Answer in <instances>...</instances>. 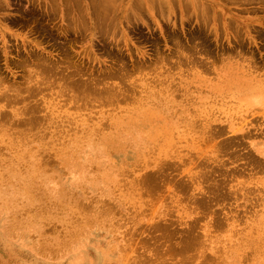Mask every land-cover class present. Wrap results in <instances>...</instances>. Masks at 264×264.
Segmentation results:
<instances>
[{
    "label": "rangeland",
    "instance_id": "1",
    "mask_svg": "<svg viewBox=\"0 0 264 264\" xmlns=\"http://www.w3.org/2000/svg\"><path fill=\"white\" fill-rule=\"evenodd\" d=\"M65 1L0 2V264H264V0Z\"/></svg>",
    "mask_w": 264,
    "mask_h": 264
},
{
    "label": "bare ground",
    "instance_id": "2",
    "mask_svg": "<svg viewBox=\"0 0 264 264\" xmlns=\"http://www.w3.org/2000/svg\"><path fill=\"white\" fill-rule=\"evenodd\" d=\"M1 1H3L4 3H6V2L8 1L7 3H9V0H0V2H1ZM11 1H13V0H11ZM39 1H41V0H39ZM42 1H48V2H53V1H54V2H55V0H42ZM59 1H60V0H59ZM69 1H70V0H69ZM74 1L76 2L77 0H74ZM90 1H91V0H90ZM92 1H93V0H92ZM96 1H97V0H96ZM101 1H102V0H101ZM3 2H2V3H3ZM17 2H19V1H17ZM54 2H53V3H54ZM65 2L68 3V0H66ZM75 2H74V4H76ZM98 2H99V1H98ZM10 3H11V2H10ZM56 3H57V2H55V7L58 6ZM67 3H66V6H67ZM94 3H95V1H94ZM101 3H102V2H101ZM48 4H49V3H48ZM96 4H97V3H96ZM51 5H52V7H54V6H53L54 4H51ZM77 5H78V3H77ZM80 14H82V13H80ZM85 15H86V14H85ZM83 16H84V15H83ZM84 18H85V17H84ZM85 25H86V24H85ZM253 98H255V96H252L251 99H253ZM120 179H121V178H120ZM126 180H127V179H126ZM122 183H123V182H122ZM128 185H130V184H128ZM117 187H118V186H117ZM125 187H126V185H125ZM114 189H115V188H114ZM121 190H122V189H121ZM130 191H131V190H130ZM122 192H123V191H122ZM124 193H125V192H124ZM132 194H134V193H132ZM132 194H131V195H132ZM129 195H130V193H129ZM121 196H122V195H121ZM130 198H132V197H130ZM80 199H81V198H80ZM105 199H106V198H105ZM78 201H80V200H78ZM97 202H98V201H97ZM94 203H95V202H94ZM25 204H26V203H25ZM86 204H87V203H86ZM107 205H108V204H107ZM23 206L25 207L26 205H23ZM75 206H76V205H75ZM92 206H94V205H92ZM103 207H105L106 210L110 211V208H109L108 206H106V203H105V205H104ZM26 208H27V207H26ZM91 208H92V207H91ZM101 208H102V207H101ZM101 208H100V209H101ZM92 209H93V208H92ZM100 209L98 208V210H100ZM103 209H104V208H103ZM112 209H113V208H112ZM12 210H13V209H12ZM104 210H105V209H104ZM27 211H28V210L26 209V212H27ZM14 212H15V211H14ZM112 212H113V211H112ZM112 212H111V213H112ZM19 213H20V212H19ZM77 213H78V212H77ZM77 213H76V214H77ZM104 213H105V212H104ZM83 214H84V213H83ZM95 214H96V213H95ZM95 214H94V215H95ZM97 214H98V213H97ZM17 215H18V214H17ZM103 215H104V214H103ZM103 215H102V216H103ZM108 215H109V214H108ZM82 216H83V215H82ZM105 216H106V215H105ZM113 216H114V215H113ZM117 216H118V213H117ZM119 216H120V215H119ZM13 217H15V216H13ZM11 218H12V217H11ZM11 218H10V219H11ZM75 218H76V217H75ZM88 218H89V217H88ZM92 219H93V218H92ZM113 219H114V218H113ZM11 220H12V219H11ZM72 220H73V219H72ZM80 220H81V219H80ZM87 220H88V219H87ZM114 220H115V219H114ZM82 221H83V220H82ZM104 221H105V220H104ZM107 221H108V220H107ZM116 221H117V220H116ZM15 222H16V221H15ZM72 222H73V221H72ZM89 222H90V221H89ZM97 222H98V221H97ZM99 222H100V221H99ZM118 222H119V221H118ZM129 222H131V221H129ZM11 223H12V222H11ZM43 223H44V222H43ZM82 223H84V222H82ZM86 223H87V221H86ZM91 223H92V222H91ZM112 223H114V221H113ZM115 223H116V222H115ZM44 224H45V223H44ZM100 224H101V222H100ZM13 225H14V224H13ZM101 225H102V224H101ZM111 225H112V224H111ZM115 225H116V224H115ZM117 226H118V224H117ZM119 227H120V226H119ZM130 229H131V227H130ZM128 234H129V232H128ZM132 234H133V233H132ZM75 237H76V236H75ZM185 240H186L185 243L187 244V242H189V241H187V238H186ZM44 243H45V242H44ZM182 243L184 244V241H183ZM191 243H193V242H191ZM191 243H190V244H191ZM256 243H257V242H256ZM256 243H255V244H256ZM193 244H194V243H193ZM195 244H196V242H195ZM195 244H194V245H191V246L194 247ZM242 244H243V243H242ZM186 246H188V244H187ZM191 246H190V247H191ZM252 246H253V244H252ZM254 246H255V245H254ZM256 246H258V244H257ZM256 246H255V248L258 250V248H257ZM259 246H260V244H259ZM260 247H261V246H260ZM260 247H259V248H260ZM262 247H263V246H262ZM251 248H253V247H251ZM256 249H253V250H256ZM251 250H252V249H251ZM257 250H256V251H257ZM261 250H262V248H261ZM258 251H260V250H258ZM249 252H250V250H249ZM249 252H247V253L249 254ZM260 252H261V251H260ZM244 255H245V254H244ZM86 260H88V259H86V258L84 257V255L80 254V255L78 256L77 260L73 261V263H74V264H83V263L86 262ZM130 263H131V262H130Z\"/></svg>",
    "mask_w": 264,
    "mask_h": 264
}]
</instances>
